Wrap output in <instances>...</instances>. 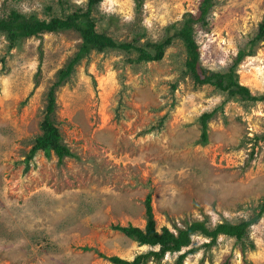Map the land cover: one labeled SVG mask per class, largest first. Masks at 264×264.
<instances>
[{
	"label": "rangeland",
	"instance_id": "rangeland-1",
	"mask_svg": "<svg viewBox=\"0 0 264 264\" xmlns=\"http://www.w3.org/2000/svg\"><path fill=\"white\" fill-rule=\"evenodd\" d=\"M201 0H100L95 29L136 45L171 35ZM87 0H0L10 9L49 18ZM264 0H215L204 26L195 25L200 64L225 71L257 32ZM82 39L76 29L43 32L9 48L0 33V264H113L151 247L138 245L114 225H145V197L159 230L207 218L214 227L251 216L264 201V100L230 97L207 122L199 115L226 99L212 85L181 76L185 48L175 38L159 60L137 51L92 50L54 88L52 119L71 155L38 150L47 93ZM240 84L264 94V39L236 68ZM176 83V87L172 85ZM174 89V90H173ZM194 235L182 251L201 246L182 264H264V215L244 242L220 234L210 247ZM244 248V251L242 249ZM178 253L159 262L175 264Z\"/></svg>",
	"mask_w": 264,
	"mask_h": 264
},
{
	"label": "trees",
	"instance_id": "trees-1",
	"mask_svg": "<svg viewBox=\"0 0 264 264\" xmlns=\"http://www.w3.org/2000/svg\"><path fill=\"white\" fill-rule=\"evenodd\" d=\"M99 2L100 0H87L85 9L77 8L66 14L54 15L49 18H39L33 14L28 16L15 9H10L6 15L0 17V33H3L7 38L9 48L17 46L22 39L32 35H38L43 32H59L72 28L80 33L82 39L78 51L65 67L58 71L57 80L47 93L44 118L40 123L42 132L34 139L26 158L31 159L38 150L43 151L45 156L54 153L58 159L71 155L69 148L61 142L59 129L52 119L55 109L54 88L67 78L72 73L74 65L82 57H87L92 50L104 51L108 49L125 52L135 50L138 53L137 60L154 61L163 57L166 47L171 45L175 38L179 39L185 48L184 68L181 71V76L190 75L198 86L209 84L227 95L220 106L199 115L201 143H206L208 140L207 122L228 98L239 96L241 100L251 102L264 100V94L252 95L247 86L240 84L236 72L241 60L245 56L253 54L256 43L264 39V16L258 25L256 35L247 41V45L244 48L238 50L228 68L225 71H210L200 64L199 47L195 40V25L199 23L204 26L208 23L207 17L211 7L215 4V0H201L197 14L186 13L180 20L178 28L171 35H167L159 41H147L144 44L147 47L136 45L137 37L142 35L139 33L131 41L125 42L115 40L104 32H98L95 29L91 11L94 5ZM134 2L136 10L139 11L143 5V0H134ZM175 87L176 83L172 85V88ZM144 203V227L133 225H114L113 227L124 233L131 240L136 241L138 245H147L151 248L146 252L135 255L131 260L112 256L109 260L113 264H146L151 259L159 262L166 253H178L175 264H182L188 254L195 253L201 247L193 246L182 251L184 247L191 244V238L194 235H202L208 239L207 242L202 244L204 247L213 245L220 234L234 237L237 242L242 243L244 238L247 237L249 227L264 215V201H262L254 207L251 216L247 219H240L237 222L224 220L217 223L214 227H210L207 224V218L195 219L187 222L184 227L175 226L176 232H174L167 226H162L159 230L156 228L151 205V193H147ZM242 251H244V248Z\"/></svg>",
	"mask_w": 264,
	"mask_h": 264
}]
</instances>
